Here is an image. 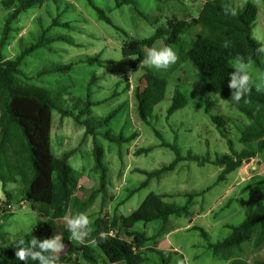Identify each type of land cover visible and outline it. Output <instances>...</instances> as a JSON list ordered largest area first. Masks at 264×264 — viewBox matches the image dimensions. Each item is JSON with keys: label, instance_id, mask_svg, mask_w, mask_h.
Returning a JSON list of instances; mask_svg holds the SVG:
<instances>
[{"label": "rangeland", "instance_id": "1", "mask_svg": "<svg viewBox=\"0 0 264 264\" xmlns=\"http://www.w3.org/2000/svg\"><path fill=\"white\" fill-rule=\"evenodd\" d=\"M92 1L106 12L112 23L100 19L88 0L48 1L43 6L29 8L19 15L2 49L7 58H12L24 45L37 40L42 30H47V36H65V39H56L26 56L22 69L34 75L46 67L71 63V68L52 71L36 77L33 82L51 89L54 99L75 111L81 104L91 100L90 113L96 117L105 116L122 105L111 123L100 129L98 141L105 150L107 186L93 198H90L91 191L97 186L100 173L95 169L92 135H86L85 126L76 122L73 116H62L58 111L53 113L52 150L61 155L76 149L69 159L71 166L79 173L80 188L76 196L89 203L85 209L73 204L67 216L85 213L92 223L98 217L109 218L115 213L129 215L150 192L168 193L171 196L165 197V201L183 205L187 200L186 192L210 187L192 200L189 215H171L166 223L161 219L148 223L139 221L134 229L151 237L146 243L149 260L145 264H160V252L169 258L168 264H180L181 261L184 264H231L229 260L215 256L208 244L228 237L232 233L230 225L242 223L260 200L264 202V153L244 163L238 170L228 174L225 181L217 184L215 182L221 171L219 166L211 163L201 166L197 162L184 160L174 170L165 172L158 179H151L146 187L127 198L129 190L146 179L139 169L154 170L175 159V152L161 144L163 140L180 147L184 155L189 150L198 155L209 152L213 157L228 152L227 140L212 122L211 115H224L232 120L231 137L237 148L242 147L238 142V127L247 124L246 115L223 95L209 92L204 76L189 60L178 64L173 70H159L165 74L169 84L165 99L155 107L149 122L143 121L137 112L135 88L149 67L133 68L129 58L122 53V45L130 37L152 36L169 20L178 18L193 21L199 16L204 1L134 0L133 3L122 2L119 6L118 1L123 0ZM247 1L258 6L253 36L264 46V0H230L234 7L243 6ZM6 15L7 11L0 0V37ZM56 20L58 23L54 24ZM199 30V25L194 23L183 35L186 48ZM165 46L173 48L162 39L157 40L151 48ZM97 54L102 64L86 61ZM249 64L253 84L256 85L260 83L258 74L264 73V70L254 63ZM176 88L186 94L189 101L167 118V109ZM107 130L126 136L135 134L136 137L119 145L103 135ZM143 148L151 150L138 154ZM10 185L13 195L11 204L18 205L24 200L23 186L17 181ZM0 196L1 202L8 201L1 183ZM26 203L4 215L0 210V246L35 229L39 219L38 210ZM64 228H67L65 222L60 219L57 226L50 230L51 237L59 234L66 246L61 255L80 245L72 241L70 236L68 242L63 240ZM202 229L208 232V238L202 235ZM93 232L94 227L84 243L94 249L96 260L89 262L79 254L77 256L81 263L122 264L111 263L99 248L89 243L94 238ZM122 235L128 237L125 233ZM234 257L242 258L248 264L264 262V241H260V235L254 234L242 250L234 252Z\"/></svg>", "mask_w": 264, "mask_h": 264}, {"label": "trees", "instance_id": "2", "mask_svg": "<svg viewBox=\"0 0 264 264\" xmlns=\"http://www.w3.org/2000/svg\"><path fill=\"white\" fill-rule=\"evenodd\" d=\"M48 1L57 2L58 0H1L3 9L7 11L0 37V181L8 197V201H4L3 204H10L13 198L6 189L7 185L17 181L23 186L24 200L31 204L34 210H38L39 214L33 231L0 246L1 264H26L15 255L19 241L23 240V246L28 247L34 237L40 240L50 238V230L57 226L58 220L68 215L73 204L79 209L89 206V203L86 204V201L76 196L80 188L79 173L69 163L76 149L65 151L61 155L55 154L52 150L54 111H58L62 116H73L76 122L85 126L86 135H92L95 169L100 173V180L91 191L90 198H93L107 186L108 168L105 164V150L98 141L100 129L108 126L122 108V105H119L107 115L96 117L90 113V106L93 103L90 100L81 104L75 111L54 99V92L51 89L33 82L36 77H42L52 71L69 69L72 67L71 63L46 67L34 75H29L22 69L26 56L56 39H65V36H47V30H42L37 40L24 45L15 57L7 58L4 55L2 49L10 38L13 22L23 11L43 6ZM88 1L97 11L100 19L112 23L111 18L102 8L92 0ZM203 1L204 5L200 14L193 21L175 18L158 28L148 38L130 37L122 45V53L129 58L133 68L145 67L140 62L147 56V49L151 48L157 40L162 39L166 44L172 45L179 59L168 70H173L186 60L191 61L204 76L206 89L209 92L223 95L246 115L247 124L238 127L240 133L238 142L242 147L237 148L231 137L232 120L224 115H211L212 122L222 137L227 140L228 152L213 157L209 152L198 155L189 150L187 155H184L180 147L163 140L161 144L175 152V159L154 170L139 169V172L146 175V179L137 187L130 189L127 198L146 187L151 179H158L165 172L174 170L184 160L197 162L201 166L206 163L219 166L221 171L215 182L217 184L225 181L228 174L238 170L244 163L264 153V91H257L253 84L251 92L237 103L231 99L232 90L228 87L229 73L232 71L233 60L237 55L264 70V55L257 52L261 44L253 36V27L259 12L258 6L252 1H247L243 6L238 7L231 5L230 0ZM122 2L133 3L134 0L118 1L117 5H121ZM226 6L234 8L236 15H226L223 11ZM56 23L58 20L54 24ZM194 23L199 25L200 30L195 38L188 42L186 48L183 35ZM225 41L229 42L228 48L223 46ZM86 61L103 63L99 54L87 58ZM168 84V79L163 72L151 68L145 69L135 88L136 108L143 121L149 122L155 107L165 99ZM188 101V96L176 88L172 103L167 109V118L176 110L185 107ZM156 133L161 136L159 131ZM103 135L119 145L136 137L135 134L126 136L121 133H111L109 130ZM150 150V148H143L138 151V154ZM209 189L210 187H207L200 191L186 192L187 200L183 205L165 201V197L171 196L168 193L150 192L140 206L129 215L115 213L113 217L96 218L90 224L91 230L94 227V238L98 239L99 233H110L112 229H116L117 234L99 241L95 247L99 248L111 263L145 264L149 260L146 243L151 240V237L144 232L136 231L135 224L139 221L148 223L157 219L166 223L171 215L177 217L189 215L192 200ZM1 209L5 214L10 213L5 207ZM230 227L232 233L228 237L218 242H209L208 247L212 249L215 256L229 260L231 264H248L242 258H235L234 252L242 250L244 244L254 234H259L260 241H264V202L260 200L242 223L230 225ZM201 232L206 238L209 237L204 229ZM69 236L70 232L64 228L63 240L68 242ZM93 253L94 249L90 245L80 244L61 255L59 262L60 264H82L77 256L82 254L87 261L93 263L96 260ZM160 254H162L160 264H168L169 258H166L162 252ZM27 264H38V261L29 259ZM258 264H264V262Z\"/></svg>", "mask_w": 264, "mask_h": 264}, {"label": "clouds", "instance_id": "3", "mask_svg": "<svg viewBox=\"0 0 264 264\" xmlns=\"http://www.w3.org/2000/svg\"><path fill=\"white\" fill-rule=\"evenodd\" d=\"M226 15L230 14L235 16L236 10L231 6L223 8ZM225 48L229 47V42L225 41ZM259 54L264 55V46L257 49ZM179 57L172 47L150 48L147 56L140 62L149 68L157 70H167L178 61ZM250 64L244 57L237 55L233 61L232 71L229 73L228 87L231 89V99L239 103L247 94L252 90L253 78L250 74ZM257 79L260 83L256 84V90L261 91L264 88V73L258 74ZM67 230L70 232V239L77 243L83 244L91 235V221L85 213H78L73 216L65 215L63 217ZM110 233H99V238H93L89 243L96 246L99 241L108 239ZM24 241H19V246L15 253L19 260L27 261L29 259L38 261V264H59V257L65 250V244L59 234H54L50 238L40 240L33 238L28 247H24ZM180 264H184L183 261Z\"/></svg>", "mask_w": 264, "mask_h": 264}, {"label": "built area", "instance_id": "4", "mask_svg": "<svg viewBox=\"0 0 264 264\" xmlns=\"http://www.w3.org/2000/svg\"><path fill=\"white\" fill-rule=\"evenodd\" d=\"M25 205H26V200H21L20 203H19L18 205L11 204V203L8 204V205H4L3 202H0V210H2L1 208L5 207V208H7L10 212H13V211H15L19 206H20V207H23V206H25ZM2 211H3V210H2ZM110 234H111V235H116L117 233H115V230L112 229V230L110 231ZM62 264H64V263H62Z\"/></svg>", "mask_w": 264, "mask_h": 264}, {"label": "crops", "instance_id": "5", "mask_svg": "<svg viewBox=\"0 0 264 264\" xmlns=\"http://www.w3.org/2000/svg\"><path fill=\"white\" fill-rule=\"evenodd\" d=\"M260 156H261V155H260ZM262 156H263V155H262ZM0 183H1V181H0ZM1 185H2V183H1ZM10 186H11V185L8 184L7 187H6V189H7L9 192H11V190L9 189ZM2 188H3V186H2ZM3 191H4V190H3ZM5 194H6V193H5ZM6 195H7V194H6ZM0 199H2V196H0ZM4 214H5V213H3V215H4ZM3 215H2V216H3ZM0 218H1V213H0Z\"/></svg>", "mask_w": 264, "mask_h": 264}]
</instances>
